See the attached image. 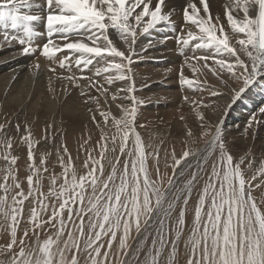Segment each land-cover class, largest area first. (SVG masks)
Here are the masks:
<instances>
[{
    "label": "snow or ice",
    "instance_id": "snow-or-ice-1",
    "mask_svg": "<svg viewBox=\"0 0 264 264\" xmlns=\"http://www.w3.org/2000/svg\"><path fill=\"white\" fill-rule=\"evenodd\" d=\"M199 4L203 6V15L192 0H187L183 7L180 31L186 35L177 36V43L184 48L195 41L194 50H211L210 55L186 57V62L204 61V68L221 80L223 74H227L232 84L229 85L228 80L223 82L232 91L235 101L251 91L258 79L264 80V75H260L264 68V0H235L234 3L230 0L225 5L224 16L232 32L244 34V38L236 41L238 48L230 44L234 37L226 34L219 15L212 17L208 0H199ZM0 6L8 9L0 12V23H4L5 29L10 21L12 29L22 26L24 33L21 38L10 36L4 30V42L19 40L22 54L39 50L41 56L54 62L57 53L65 50L78 54L58 61L61 69L69 71L60 79H66L73 87H80L77 83L80 79L88 80L87 87L96 88L106 103L109 88L105 85L125 81L126 87L112 93L111 100L131 101L130 105L117 103L121 114L111 116L109 124L110 110H100L98 98L81 90L84 103H95L103 119V123L98 121L89 107L88 111L93 112L92 121L101 129L96 144L99 156L95 155V149L84 148L82 144L87 157L82 165L83 174H79L61 141L56 155L62 172L50 176L47 193L41 191L43 173L48 172L44 167L45 158L41 157L39 165L29 163L25 192L23 181L16 175L18 157L9 152L12 137L0 136V148L4 150L0 156L6 161L4 182H0V216L6 222L10 220L7 223L10 239L3 246L11 253L10 264H81L82 261L83 264H141V246L149 239L151 243L143 252L144 264H161L166 251L169 264H175L182 235L188 227L189 212L192 220L188 239L184 241L186 264H264V208L254 196V190L264 189V160L248 176L246 170L253 168V160L246 156L234 160L222 138L221 126L215 125L214 132L201 133L202 138L210 136L205 139L203 148L185 150L179 158L173 154V174L168 176L166 172L160 173L159 150L147 151L136 131L137 104L142 103L133 95L130 67L136 37L161 22H171L175 9L165 11L167 0H43V7L47 9L45 15L20 12L21 6L42 7L32 0H0ZM238 12L243 13L242 18L234 15ZM34 23H43L48 37L39 49L32 45L33 35H41L35 32ZM110 29L123 40L125 50L114 44ZM53 37L63 43H54ZM233 57L234 60L230 59ZM209 59L213 60L212 65L207 63ZM72 61L77 68L88 69L94 61H98L99 66L95 67L92 77H77L71 73ZM34 67L39 68V64ZM189 67L194 72L200 70L190 63ZM49 71L56 69L50 67ZM96 77H102V81ZM180 83L194 89L201 87L183 73ZM121 93L126 95L121 97ZM257 107L258 114L264 115V101ZM258 114L250 117L248 128L258 122ZM196 116L204 128L205 117L199 111ZM51 127L49 124L48 129ZM16 130L20 131V124L16 125ZM5 131V125L0 124V132ZM24 132L20 140L27 145V160L33 162V149L38 142H34L27 125ZM187 135H193L191 129ZM87 143L85 140L84 144ZM217 149L219 153L208 170L209 157ZM150 158L156 162L155 178ZM201 180L203 185L197 189L195 204L190 206L194 187ZM26 211L31 236L27 227L23 235L18 236ZM49 227L55 231L41 241V232ZM130 240L137 241L135 248Z\"/></svg>",
    "mask_w": 264,
    "mask_h": 264
},
{
    "label": "bare ground",
    "instance_id": "bare-ground-1",
    "mask_svg": "<svg viewBox=\"0 0 264 264\" xmlns=\"http://www.w3.org/2000/svg\"><path fill=\"white\" fill-rule=\"evenodd\" d=\"M32 2L42 5V7L21 6L20 12L24 14H46L47 9L43 7V0H32ZM186 2L187 0H167L165 11L175 9L170 18L171 22H161L148 33H138L136 37L135 54L132 56L130 65L135 89L133 95L142 102L137 104L136 131L140 134L145 145L147 143L154 147L161 145L159 153L164 152L162 157L164 160H171L169 163L172 165L174 163L173 154L170 152L173 151L175 157L179 158L185 150L203 148L205 139H210V136L202 138L201 133L204 131L214 132V126L220 125L222 138L234 160L244 156L253 160V168L246 170V174L251 176L252 172L260 167V162L264 160V115L258 114L257 107L261 101H264V80L258 79L256 86L252 87L251 91L246 92L242 98L233 101L232 91L223 82V80H228L227 74H223V80H221L213 76L207 68H204V61L192 59L186 62V57L211 54V50H194L195 41L190 42V45L184 48H181L177 43V36L186 35L180 31L183 25V7ZM192 2L197 4L201 15H203V6L199 4V0H192ZM229 2L230 0H208L212 17L215 18L219 15L226 34L229 37H234L230 39V44L238 48L239 45L236 41L244 38V34H234L228 25L224 16V7ZM232 2L234 3L235 0ZM7 10V8L0 6V12ZM234 15H237L238 18L243 17L242 12L234 13ZM7 23V29H5L4 23H0V124H4L6 128L5 132H0V136L12 137L13 146L9 152L18 157L15 166L16 175L24 181L25 185L23 183V186L27 188L28 165L29 163L39 164L42 156L45 158V162L52 161L53 164H51L57 167L51 168V165L45 163L44 167L48 168L49 173L44 178H50L52 174L62 172L56 155V149L61 141H63L75 164H78L77 161L83 162L87 157V153L81 148L82 144L84 148L95 149V155L99 156V149L96 148V144L100 138L101 129L91 119L93 112L98 121L103 123V119L96 109L95 103H84V98L80 96L82 89L87 91L88 95L98 98L100 110H110L109 124L111 123V116L118 117L121 114L116 107L117 103L130 105L131 101L125 99L111 100L112 93L116 92L118 88L126 87L125 81H117L111 86L105 85L109 88L107 103L105 97L100 95L96 88L87 87L88 80H78L77 83L80 87H73L68 81L63 82L66 79L59 77L68 75L69 71L68 69H61L58 61L65 56L78 54H72L65 50L57 53L55 62L41 56L39 50L32 54H22L23 46L19 40L4 42L2 32L7 30L10 36L16 35L24 38L23 27L12 29L10 21ZM33 27L35 32L41 33V35L34 34L32 37V45L39 49L48 39L46 29L43 23H34ZM193 31H195L194 28ZM109 35L117 47L125 50L123 40L115 30L110 29ZM53 41L54 43H63L58 37H53ZM230 59L234 60L235 58ZM243 59L247 60V57H243ZM189 63L200 70L194 72L193 68L189 67ZM207 63L212 65L213 60L209 59ZM36 64H39V68L34 67ZM72 65H75L74 61L71 62V73L77 77H92L95 67L99 66L98 61H94L88 69H83V66L72 69ZM50 67L55 68L56 71H49ZM181 73L194 83L199 82L201 87L194 89L187 85H181ZM260 75H264V68L261 69ZM95 79L102 81V77ZM228 83L231 85L232 81L228 80ZM214 91L219 94L213 95ZM124 95L126 94H120L121 97ZM186 96L189 98L187 101L184 99ZM89 107L93 109V112L88 111ZM197 111L205 117L204 128L201 127L202 122L197 119ZM254 113L258 114V122L248 128L249 119ZM17 124H20L19 132L16 130ZM49 124L52 125L50 130L48 129ZM26 125L32 133L34 142H38L33 149V162L27 160V145L22 144L20 140V137L25 134ZM209 125L213 127H208ZM189 129L193 133L191 137L187 135ZM112 130L114 131V129ZM46 135L48 136L47 140L44 139ZM85 140L88 141L87 144H84ZM146 150L149 151L147 148ZM3 151L0 148V153ZM218 153L219 150L217 149L213 156L209 157L208 170H210L211 161L215 159ZM35 154H39L40 158H36ZM65 162H67V158ZM4 164L6 161L0 156V179H3ZM149 164H153L150 159ZM171 171L172 168L162 170L160 173L166 172L169 176L172 174ZM202 185L203 180L194 187L190 206L195 204L198 195L197 189ZM254 196L260 206L264 208V189L254 190ZM191 220L192 214L189 212L187 215L188 227L186 228H190ZM2 222L6 221L0 216V223ZM6 226L7 224H3L2 229H6ZM21 226L24 229L25 227L28 228L29 224H22ZM150 231L154 232L155 230L151 229ZM185 237L186 229L179 244L175 264H186V256H184L183 251L180 253L184 247ZM150 243L151 240L149 239L144 246H141V264H144L143 252L147 251V246ZM132 245L135 248L137 241L134 240ZM4 257H6L5 264H9L8 260L11 258V254L8 253ZM129 260L132 258L129 257ZM161 264H169L167 251L161 257Z\"/></svg>",
    "mask_w": 264,
    "mask_h": 264
},
{
    "label": "rangeland",
    "instance_id": "rangeland-1",
    "mask_svg": "<svg viewBox=\"0 0 264 264\" xmlns=\"http://www.w3.org/2000/svg\"><path fill=\"white\" fill-rule=\"evenodd\" d=\"M74 68H76V66L75 65H72V69H74ZM58 77V76H57ZM65 81H67V80H63V82H65ZM146 146H147V149L149 150V152H155L157 149L159 150V148L161 147V145H159V146H153L152 144H150V143H147L146 144ZM171 154H174L173 153V151L172 152H170ZM165 153L164 152H161V153H159V170L160 171H162V170H170L172 167H171V164L169 163V162H171V160H164V158L162 157L163 155H164ZM36 155V158L38 157V158H40V156H39V154H35ZM175 155V154H174ZM176 156V155H175ZM162 157V158H161ZM66 158H67V156H65V160H66ZM150 160H152L153 161V164L151 165V167H152V172H153V178H155V165H156V163H155V160L154 159H152V158H150ZM74 162V161H73ZM78 162V164H75V162L73 163L74 164V166L76 167V165H77V167H76V169H77V171H78V173H80V174H82V172L84 171V169H83V167H82V165H83V162H80V161H77ZM165 162H168V163H165ZM45 163H47L51 168H57V167H54L52 164H53V162L51 161V162H45ZM52 163V164H51ZM4 165H6V164H4ZM4 165H3V168H4ZM37 165H39V164H37ZM154 166V167H153ZM161 167V168H160ZM27 171H29V169H27ZM3 172V171H2ZM1 172V173H2ZM172 174H173V169H172ZM4 173V172H3ZM2 173V174H3ZM45 173V175H43V178H44V176H46L48 173H49V171L48 172H44ZM163 174V173H162ZM171 174V175H172ZM171 175H169V176H171ZM22 180V179H21ZM166 180H167V177H165V182H166ZM23 181V180H22ZM0 182H4L3 181V179H0ZM59 182H62V178H61V181H59ZM58 182V183H59ZM8 183H11V181L9 182L8 181ZM23 183H24V181H23ZM41 183H42V187L43 188H41L42 190L41 191H43V192H45V193H47V191H48V188H49V186H50V178H48V177H45L44 179H42V181H41ZM24 185H25V183H24ZM22 187H23V189L25 190V192H27L26 190H27V188H26V186H23V184H22ZM45 187V188H44ZM45 189V190H44ZM16 191V190H15ZM13 192H14V189H13ZM0 194H2V192H0ZM11 195V194H10ZM10 195H9V202H10ZM26 204H27V202H26ZM37 207H39V206H37ZM28 214L29 213H27V211L24 213V216H25V221H22L21 222V224L19 225V228H18V236H20V235H23V228H22V224H27L26 223V218H27V216H28ZM43 215V214H42ZM44 218L45 219H47V216H44ZM10 223V220L9 221H7V222H2V223H0V264L2 263V264H5L6 263V257H4L5 255H7L8 254V252H7V250L3 247L4 245H6V243L9 241V239H10V237H9V235H7V234H9V232H7L8 230H7V226H6V229H2V226H3V224H7V223ZM28 228H29V234H30V232H31V225H29L28 226ZM188 229L189 228H186V237H185V240H187L188 239V235H189V231H188ZM7 233H6V232ZM55 231V229H52V228H48L47 230H46V232H47V234H50V233H52V232H54ZM5 234H4V233ZM46 232H41V234H40V240H43L44 238H47V234H46ZM4 234V235H3ZM135 233L133 232L132 233V235L133 236H135L134 235ZM3 235V236H2ZM9 238H8V237ZM30 236H31V234H30ZM44 236V237H43ZM5 237V238H4ZM7 237V238H6ZM43 237V238H42ZM8 239V240H7ZM133 241L134 240H130L129 241V243L130 244H132L133 243ZM18 250V249H17ZM181 251H183V254H184V256H186V250H185V248L183 247L181 250H180V253H181ZM9 254H11V253H9ZM122 259H123V257H121ZM8 263L10 264V259L8 260ZM81 264H83V261L81 262Z\"/></svg>",
    "mask_w": 264,
    "mask_h": 264
}]
</instances>
